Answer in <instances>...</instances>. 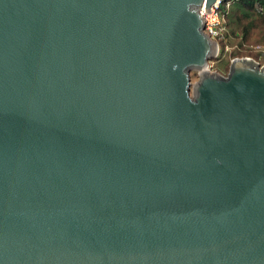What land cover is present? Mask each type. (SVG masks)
Masks as SVG:
<instances>
[{"label":"water","instance_id":"water-1","mask_svg":"<svg viewBox=\"0 0 264 264\" xmlns=\"http://www.w3.org/2000/svg\"><path fill=\"white\" fill-rule=\"evenodd\" d=\"M213 5L0 0V264H264V66L209 71Z\"/></svg>","mask_w":264,"mask_h":264},{"label":"rangeland","instance_id":"rangeland-1","mask_svg":"<svg viewBox=\"0 0 264 264\" xmlns=\"http://www.w3.org/2000/svg\"><path fill=\"white\" fill-rule=\"evenodd\" d=\"M231 3L222 18L224 43L209 62V71L227 76L231 62L236 57L246 56L264 62V0H253L252 8ZM245 12L248 15L243 17ZM262 13L259 17L256 13ZM247 32V33H246ZM191 81L199 78L198 71L191 70Z\"/></svg>","mask_w":264,"mask_h":264},{"label":"built area","instance_id":"built-area-1","mask_svg":"<svg viewBox=\"0 0 264 264\" xmlns=\"http://www.w3.org/2000/svg\"><path fill=\"white\" fill-rule=\"evenodd\" d=\"M230 3H231L230 0H217V5L211 6L212 11H206L204 10L203 7L200 9L201 14L204 17V25H205L204 32L206 34L211 35L210 39L217 43L218 46L217 53L220 51L221 45H223V43L225 42L224 32H223L224 25L222 22V18L226 14ZM246 58L258 64L260 67L264 66V62L261 63L259 60H256L249 56H246L245 58L236 57L232 60V62L235 59H246Z\"/></svg>","mask_w":264,"mask_h":264},{"label":"trees","instance_id":"trees-1","mask_svg":"<svg viewBox=\"0 0 264 264\" xmlns=\"http://www.w3.org/2000/svg\"><path fill=\"white\" fill-rule=\"evenodd\" d=\"M252 1L253 0H238V2L236 1L235 3H237L238 5H241L242 7H248V8H252ZM257 16L259 17L262 13H256ZM248 12H245V14L243 15V17L247 16ZM247 33V32H246Z\"/></svg>","mask_w":264,"mask_h":264}]
</instances>
